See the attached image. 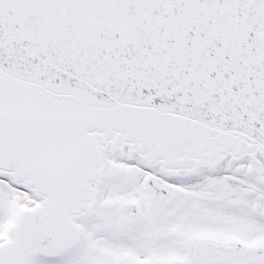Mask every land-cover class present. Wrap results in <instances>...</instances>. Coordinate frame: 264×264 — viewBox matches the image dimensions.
<instances>
[{
  "label": "snow or ice",
  "instance_id": "obj_1",
  "mask_svg": "<svg viewBox=\"0 0 264 264\" xmlns=\"http://www.w3.org/2000/svg\"><path fill=\"white\" fill-rule=\"evenodd\" d=\"M0 264H264V0H0Z\"/></svg>",
  "mask_w": 264,
  "mask_h": 264
}]
</instances>
